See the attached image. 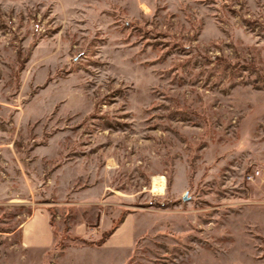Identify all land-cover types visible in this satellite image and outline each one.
Masks as SVG:
<instances>
[{
    "label": "rangeland",
    "instance_id": "obj_1",
    "mask_svg": "<svg viewBox=\"0 0 264 264\" xmlns=\"http://www.w3.org/2000/svg\"><path fill=\"white\" fill-rule=\"evenodd\" d=\"M0 264H264V0H0Z\"/></svg>",
    "mask_w": 264,
    "mask_h": 264
},
{
    "label": "bare ground",
    "instance_id": "obj_2",
    "mask_svg": "<svg viewBox=\"0 0 264 264\" xmlns=\"http://www.w3.org/2000/svg\"><path fill=\"white\" fill-rule=\"evenodd\" d=\"M165 177H154L153 179V190H158L159 192L163 193L165 191V184H164Z\"/></svg>",
    "mask_w": 264,
    "mask_h": 264
}]
</instances>
